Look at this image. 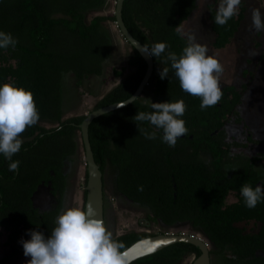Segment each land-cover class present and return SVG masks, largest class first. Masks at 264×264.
<instances>
[{
    "label": "trees",
    "instance_id": "obj_1",
    "mask_svg": "<svg viewBox=\"0 0 264 264\" xmlns=\"http://www.w3.org/2000/svg\"><path fill=\"white\" fill-rule=\"evenodd\" d=\"M106 2L0 0V31L10 33L17 40L14 48L0 49V84L11 80L15 86L31 91L40 116L38 123L21 135V149L12 157V161L20 162L17 172L9 171L12 161L0 154V228L6 232L12 250L0 258V264L23 253L20 241L30 239L29 230L41 231L47 237L55 226L67 188L64 159L76 154L77 131L85 116L63 119L67 106L64 79L72 74L80 85L89 75H101L103 62L111 53V38L102 24L115 18L94 15L87 20L86 15ZM216 2L207 6L208 19L214 34L212 47L222 48L234 37L245 8L241 2L239 15L220 26L214 23ZM196 8L197 0L123 1L122 18L129 32L148 49L158 42L169 47L161 57L152 56L153 72L140 96L91 121L89 141L101 172L107 163L113 165L116 189L150 210V220L167 225L187 221L209 244L215 243L242 260L246 257V264H264V197L252 209L246 207L243 197L231 206L222 207L225 191H218V187L224 176H218L216 182L212 174L213 170L220 173L224 170L223 125L229 114H239L237 108L246 87L223 85L219 103L201 110V99L184 92L170 62H164L167 52L179 56L187 46V37L177 29L181 32L182 23ZM131 49L128 65L133 70L107 91L94 109L123 101L137 89L147 65L138 51ZM163 67L169 68L165 79L159 76ZM115 73L120 76L123 69ZM148 87L153 103L183 100L186 105L180 118L189 131L177 139L175 147L164 143L162 131L149 122L134 120L137 112L152 111L150 102L142 98ZM44 120L56 125L44 127L40 124ZM137 128L157 131V138L148 140L139 135ZM202 152L210 155L208 162L200 156ZM259 181L264 185V177L246 159V184L255 188ZM40 186L48 187L56 196L53 208L39 210L34 205L33 195ZM227 188L241 189L235 183L225 185ZM85 192L84 189V199ZM244 221L254 222L257 229L242 234L239 224ZM151 234L155 233L127 231L113 238L123 242L126 248ZM188 254L196 257L200 250L190 243L176 242L130 264H176Z\"/></svg>",
    "mask_w": 264,
    "mask_h": 264
},
{
    "label": "clouds",
    "instance_id": "obj_2",
    "mask_svg": "<svg viewBox=\"0 0 264 264\" xmlns=\"http://www.w3.org/2000/svg\"><path fill=\"white\" fill-rule=\"evenodd\" d=\"M241 0H220L216 10L214 23L224 26L234 16L239 15ZM251 27L264 31V14L260 9L251 11ZM180 35L184 33L179 32ZM188 43L178 56L177 53L167 52L165 63L170 62L178 78L180 88L201 99L200 108L204 110L215 106L223 96L220 87V77L224 68L212 55L208 54L206 45L198 43L194 35H188ZM17 40L10 33L0 31V49L15 47ZM164 42H158L150 49L144 48L149 56L161 57L168 48ZM169 68L159 71L161 79L168 77ZM145 99V98H144ZM150 112H137L135 121L149 122L156 130L162 131L161 139L170 147H175L177 139L187 135L189 129L181 119L186 105L183 100L176 102L153 103L149 99ZM40 119L33 93L23 87L15 86L9 80L0 84V154L12 161L23 143L21 135L27 128L34 126ZM136 124V123H135ZM137 126V125H136ZM139 135L148 140L157 138V131H147L137 128ZM57 131H60L57 128ZM20 162L12 161L9 171L17 172ZM241 196L247 208H255L264 197V185L255 188L244 184L240 189ZM30 239H21L23 255L30 257L27 264H129L123 242L113 238V233L101 219L95 218L94 213L79 206L62 210L55 218V226L50 235L45 237L43 232L29 230ZM152 251V250H151Z\"/></svg>",
    "mask_w": 264,
    "mask_h": 264
},
{
    "label": "rangeland",
    "instance_id": "obj_3",
    "mask_svg": "<svg viewBox=\"0 0 264 264\" xmlns=\"http://www.w3.org/2000/svg\"><path fill=\"white\" fill-rule=\"evenodd\" d=\"M213 1L197 0V8L182 23L180 30L186 37L194 35L198 43L207 46L208 54L217 58L222 64L224 71L220 77V87L233 84L241 88L242 85H245L242 103L237 110L239 117H246V135L251 131L255 140L253 143L246 140V144L250 145L246 151L248 150L251 154L257 151L264 152V31L257 32L251 27V11L258 8L264 14V0H241L245 8L244 18L234 37L222 48L212 47L214 34L210 29L207 6ZM219 2L220 0H217V7ZM114 8L115 0H107L101 8L89 11L86 19L89 20L94 15L112 16ZM102 25L111 38L110 56L103 62L101 75H89L83 79L80 85H77L72 74L65 77L63 92L67 106L63 119L73 115L86 114L94 109L100 98L133 70V67L128 65V58L132 51L131 46L120 35L114 21L106 20ZM122 69V75H116L115 72ZM151 92V88L148 87L142 98L152 100ZM40 124L49 128L55 126L56 122L44 120L40 121ZM228 129L233 131L236 127L233 124L229 125ZM76 140L78 141L76 154L64 159L63 171L66 175L67 188L62 198L61 211L73 206L83 208L85 164L79 131H77ZM256 167L257 170L263 171L260 165ZM104 173V193L111 203L114 213V223L108 228L113 235H118L126 230L151 233L193 232L202 235L198 230L191 229L188 222H177L168 226L160 221H150L145 206L125 199L116 189V168L107 163ZM33 201L39 210H46L56 205L57 198L51 194L48 187L40 186L33 195ZM239 226H244L243 222ZM255 229L257 228L254 222H246V231ZM5 240V236L1 235L0 255L12 251L5 245ZM211 258V264H234L230 258L224 256L218 257L216 254H211ZM29 259L30 257H25L22 253L3 264H27ZM193 259L194 255L188 254L176 264H191Z\"/></svg>",
    "mask_w": 264,
    "mask_h": 264
},
{
    "label": "water",
    "instance_id": "obj_4",
    "mask_svg": "<svg viewBox=\"0 0 264 264\" xmlns=\"http://www.w3.org/2000/svg\"><path fill=\"white\" fill-rule=\"evenodd\" d=\"M124 0H115V8L113 11L114 23L120 32L123 39L129 43L138 53L142 56L146 62L145 74L139 83L135 92L123 101H117L111 104H107L95 109H92L85 114L83 120L79 124V134L81 140V147L83 149V160L85 164L86 183H85V199L83 200V209L91 210L95 218L101 219L104 224V200H103V173L99 169L98 164L95 162L92 147L89 141V125L91 121L111 110L120 108L135 100L141 95L144 86L148 84V80L153 72V58L149 56L143 49L145 46L137 40L127 29L122 18V5ZM147 48V47H146ZM260 184H257V186ZM185 242L196 246L200 250V254L196 256L191 264H210L211 255L210 247L208 246L207 239L199 233L188 232H163L155 233L149 236L140 238L133 242L122 251L126 252L129 264L133 261L155 253L173 243ZM153 245H156L153 248ZM149 248H153L149 251Z\"/></svg>",
    "mask_w": 264,
    "mask_h": 264
},
{
    "label": "flooded vegetation",
    "instance_id": "obj_5",
    "mask_svg": "<svg viewBox=\"0 0 264 264\" xmlns=\"http://www.w3.org/2000/svg\"><path fill=\"white\" fill-rule=\"evenodd\" d=\"M233 115H235V113L229 114L227 116V118L225 119L224 125H223V130H222L223 132L222 143L223 144L221 148L223 150H226V154L224 156H221V160L223 161L224 170L222 173L217 172V170H213L212 172L215 179L220 175L224 176V180L220 183V187H218L219 188L218 191L220 190L225 191L222 207L231 206L232 204L238 202L239 199L242 197L240 190H237L235 188L225 189V185L227 184L230 185L231 183H235L238 186L242 187L244 184H246V159L253 164L256 170L258 169L256 166L260 165V168L263 171H259V170L257 171H259L260 172L259 174L264 177V166H263L264 165V152L257 151L251 154L248 150L246 151V149L250 147V145L248 144L253 143V141L255 140L253 139L251 131H249L246 135V117L243 116V118H241L239 117V114H236L237 115L236 117ZM238 117H239V120H238ZM232 123L235 125L236 129L233 131H230L228 129V126L229 125L232 126L233 125ZM246 140L249 143L246 144ZM200 156L206 162H208V160L210 159V155L205 152L200 153ZM104 172H103L104 220H105V226L109 228L114 223V218H113L114 213L112 212V205L111 203H109V200H107L105 193H104V185H105V177H104L105 173ZM216 182H217V179H216ZM261 182L262 181H259L257 184L262 185ZM121 196L129 200L122 194ZM148 213L150 217L151 216L150 210H148ZM179 222H187V221H179ZM243 224L244 226H239V227L243 229L242 234H246V221H244ZM145 225H148V224H145ZM127 231H130V230L123 231L122 233L127 232ZM1 235H4L5 238L7 237L6 232L2 228H0V236ZM4 243L8 248H10L6 240ZM208 246L210 247V250L212 251L210 255L216 254L218 257L224 256V257L230 258V261H232L234 264H246V257L242 260L234 253L227 251V250L220 249L218 245L215 243L209 244L208 242ZM9 254H10V251L8 253H3L2 255H0V258L8 256ZM210 264H211V261H210Z\"/></svg>",
    "mask_w": 264,
    "mask_h": 264
},
{
    "label": "snow or ice",
    "instance_id": "obj_6",
    "mask_svg": "<svg viewBox=\"0 0 264 264\" xmlns=\"http://www.w3.org/2000/svg\"><path fill=\"white\" fill-rule=\"evenodd\" d=\"M155 247H156V245H153V248H155ZM153 248H149L148 250L151 251V250H153Z\"/></svg>",
    "mask_w": 264,
    "mask_h": 264
}]
</instances>
